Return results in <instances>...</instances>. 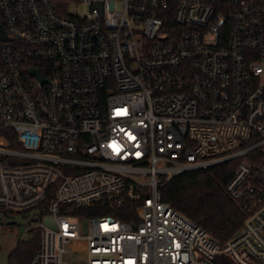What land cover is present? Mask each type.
<instances>
[{
	"label": "built area",
	"instance_id": "2783aa9c",
	"mask_svg": "<svg viewBox=\"0 0 264 264\" xmlns=\"http://www.w3.org/2000/svg\"><path fill=\"white\" fill-rule=\"evenodd\" d=\"M0 27V209L41 232L27 264H264V0H0ZM234 160L221 245L163 190ZM102 202L136 217L71 209Z\"/></svg>",
	"mask_w": 264,
	"mask_h": 264
},
{
	"label": "trees",
	"instance_id": "16d2710c",
	"mask_svg": "<svg viewBox=\"0 0 264 264\" xmlns=\"http://www.w3.org/2000/svg\"><path fill=\"white\" fill-rule=\"evenodd\" d=\"M61 13H66L69 2L74 0H53ZM16 141L15 136L11 138ZM13 147L19 148L17 143ZM238 160H234L208 171H190L175 176L164 188V201L186 215L194 223L207 231L221 245H226L242 229L245 214L226 193V186L236 172ZM54 189L52 186L51 191ZM52 199L50 195L48 202ZM66 209V208H65ZM74 210L78 216L112 215L130 220L136 217L133 205L129 202L118 206L116 203L102 202L93 207ZM5 215L13 213L0 209ZM41 246V232H31L27 241H21L18 248L10 255V264H27ZM215 264H235L229 257L220 256Z\"/></svg>",
	"mask_w": 264,
	"mask_h": 264
},
{
	"label": "rangeland",
	"instance_id": "374dc122",
	"mask_svg": "<svg viewBox=\"0 0 264 264\" xmlns=\"http://www.w3.org/2000/svg\"><path fill=\"white\" fill-rule=\"evenodd\" d=\"M89 8L79 3L78 5H70L69 13L85 17L89 14ZM10 227L14 231H7ZM21 227L26 228L25 234L20 236ZM32 217H24L19 214L5 215L0 212V264H10V255L14 252L21 241H27L30 238L29 231L33 229ZM77 260H73L76 264Z\"/></svg>",
	"mask_w": 264,
	"mask_h": 264
},
{
	"label": "water",
	"instance_id": "95a60500",
	"mask_svg": "<svg viewBox=\"0 0 264 264\" xmlns=\"http://www.w3.org/2000/svg\"><path fill=\"white\" fill-rule=\"evenodd\" d=\"M0 38L7 39L6 34L4 33L2 27H0ZM33 74H37L35 71H32ZM47 224H51L52 220L50 218L46 219ZM85 227L87 228V223H85ZM25 232V227H21L20 236L22 237Z\"/></svg>",
	"mask_w": 264,
	"mask_h": 264
}]
</instances>
